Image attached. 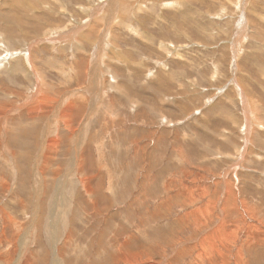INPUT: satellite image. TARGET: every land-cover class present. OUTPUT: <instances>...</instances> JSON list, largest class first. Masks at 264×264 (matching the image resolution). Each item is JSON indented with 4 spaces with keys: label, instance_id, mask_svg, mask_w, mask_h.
<instances>
[{
    "label": "rangeland",
    "instance_id": "374dc122",
    "mask_svg": "<svg viewBox=\"0 0 264 264\" xmlns=\"http://www.w3.org/2000/svg\"><path fill=\"white\" fill-rule=\"evenodd\" d=\"M171 1L0 0V264H264V0Z\"/></svg>",
    "mask_w": 264,
    "mask_h": 264
},
{
    "label": "bare ground",
    "instance_id": "6f19581e",
    "mask_svg": "<svg viewBox=\"0 0 264 264\" xmlns=\"http://www.w3.org/2000/svg\"><path fill=\"white\" fill-rule=\"evenodd\" d=\"M133 1H134V0H133ZM143 1H144V0H143ZM147 1H148V0H147ZM155 1H157V0H155ZM158 1H159V0H158ZM163 1H165V0H163ZM172 1H173V0H172ZM172 1H171V2H172ZM111 2H112V1H111ZM109 3H110V2H108L107 5H108ZM116 3H117V1H116ZM123 3H124V2H123ZM130 3H131V2H130ZM165 3H166V2H165ZM165 3H164V4H165ZM110 4H111V3H110ZM113 4H115V3L112 2V5H113ZM162 4H163V2H162ZM103 5H104V8H105V7H106V3H104ZM127 5H128V4H127ZM167 5H168V4H165V6H167ZM173 5H174V4H173ZM113 6H115V5H113ZM138 6H139V5H138ZM163 6H164V5H163ZM169 6H170V5H169ZM174 6H176V5H174ZM122 7H123V6H122ZM98 9H99V8H97V10H98ZM100 10H101V8H100ZM41 22H42V21H41ZM242 22H243V21H242ZM7 26H8V25H7ZM15 27H16V26H15ZM237 27H238V26H237ZM9 28H10V27H9ZM17 28H18V27H17ZM51 28H52V27H51ZM80 28H81V27H80ZM34 31H35V30H34ZM237 32H238V31H237ZM34 34H35V33H34ZM59 34H60V33H59ZM71 34H72V33H71ZM71 34H70V35H71ZM38 35H39V34H38ZM48 36H49V35H48ZM64 36H65V35H64ZM39 40H40V39H39ZM40 41H41V40H40ZM59 41H60V39H59ZM99 42H100V41H99ZM48 43H49V41H48ZM100 43L103 44V42H100ZM44 44H45V43H44ZM49 44H50V43H49ZM102 44H101V46H102ZM104 44H105V43H104ZM52 46H53V45H52ZM98 46H99V45H98ZM96 47H97V46H96ZM146 47H147V46H146ZM53 48H54V46H53ZM102 48H103V47H102ZM107 49H108V48H107ZM100 50H101V48H100ZM77 63H78L77 65L79 66V65H80L79 62H77ZM83 63H84V61L82 60V64H83ZM84 69H85V68H84ZM91 74H92V73H91ZM213 76H214V75H213ZM91 77H92V76H91ZM36 87H37V86H36ZM37 90H38V89H37ZM56 94H57V93H56ZM35 95H36V93H35ZM39 95H40V94H39ZM63 96H64V95H63ZM34 97H35V96H34V94H33V98H34ZM41 97H42V96H41ZM36 98H37V97H36ZM65 105H66V104H65ZM72 105H73V104H72ZM62 106H63V105H62ZM73 106H74V105H73ZM70 107H72V106H70ZM70 107H67V108H70ZM67 108H66V109H67ZM75 108H76V107H74V109H75ZM71 109H72V108H71ZM77 114H78V113H77ZM68 115H69V112H68ZM64 124H65V123H64ZM70 139H71V138H70ZM46 141H47V140H46ZM78 141H79V140H78ZM239 158H240V157H239ZM201 223H202V222H201ZM199 224H200V223H199ZM199 224H198V225H199ZM221 240H222V239H221Z\"/></svg>",
    "mask_w": 264,
    "mask_h": 264
}]
</instances>
